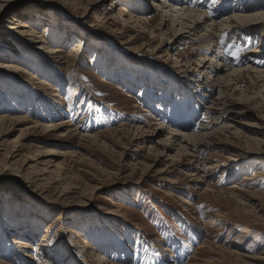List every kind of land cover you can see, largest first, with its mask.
<instances>
[{"label": "rangeland", "instance_id": "rangeland-1", "mask_svg": "<svg viewBox=\"0 0 264 264\" xmlns=\"http://www.w3.org/2000/svg\"><path fill=\"white\" fill-rule=\"evenodd\" d=\"M205 1L209 8L220 6V0ZM152 3L11 0L0 6V33L8 35L13 17L20 16L50 47L61 46L65 54L78 44L81 48L75 59L70 55L71 64L54 71L57 57L49 48L39 50L42 43L34 36H11L14 46L2 44L0 36V115L25 118L5 123L0 133V143H10L0 144V259L6 263L22 264L5 255L7 239L14 236L30 240L32 264L45 257L46 264H75L89 250L96 260L85 264H264L262 77L241 76L232 88L221 80L210 90L213 83L199 66L204 52L194 35L167 50L159 34L169 22L163 25ZM139 5L148 6L147 12ZM122 6L148 20L137 24L135 17L125 23L130 11ZM225 32L214 49L230 60L255 45L264 50L261 30L258 37ZM172 36L166 32L168 40ZM237 49L242 50L233 55ZM258 54L257 65H264V54ZM75 79L81 92L73 97ZM38 80L48 84L43 88ZM31 86L47 98L46 106L49 101L43 113L50 121L73 126L55 132L36 126L37 119L48 121L30 97ZM58 91L60 103L46 95ZM219 96L223 103L236 102L220 123L206 111ZM149 120L157 124L145 131L130 129ZM186 121L192 124L189 132L208 126L203 144L182 153L178 145L168 149L166 138L178 128L175 124ZM224 125L230 128L217 130ZM96 133L101 135L87 137ZM14 146L18 151L11 156ZM53 146L61 154L49 155ZM4 163L11 167L4 169ZM46 234L50 252L38 248ZM100 254L106 255L102 262Z\"/></svg>", "mask_w": 264, "mask_h": 264}, {"label": "bare ground", "instance_id": "bare-ground-1", "mask_svg": "<svg viewBox=\"0 0 264 264\" xmlns=\"http://www.w3.org/2000/svg\"><path fill=\"white\" fill-rule=\"evenodd\" d=\"M10 1L11 0H3V2L0 4V6L3 7L5 5H7L8 2H10ZM145 1H147V0H145ZM219 4H220V6L211 7L212 8L211 9L208 7L205 0H197V1H192V0H153L151 8L153 7L155 9L161 11V15H162L161 20H162L163 25L166 24L167 22H169V27H168L167 31L163 32L161 30L160 34H159L160 36H162V39H163L162 44L165 46L167 45L168 46L167 50H169L173 46L174 43H180L186 37H190V36L194 35L193 36L194 40H196V44H198L197 45L198 50L204 52V54L201 55V59H200L201 63L199 64V66H201V68H202L201 72H204L203 74H206V73L208 74L207 80L211 84L213 83L212 85H210V88H209L213 92L217 89V87L219 85L218 84L219 81L221 82V80H222V82L227 83V85L231 86V88H232L233 87V80H237L239 83V79L241 76H246V77L249 76L252 78V80H254V78H256V77H262L261 80L263 81V86H264V65L262 62H258L260 65H257V58H256V57L262 55V54H258V53L264 54V50L260 49L261 45L259 47L257 45H255L254 48L247 50V51L245 50V52H243V55L240 58H235V60L228 59L227 55H225V53L220 51L218 48L214 49V44L218 43V45H219L220 38L223 36L225 31H228V32L233 33V34H237L240 38L241 33H243V34L246 33L249 35H255L257 33L256 37H258V31L261 30L262 31L261 36L264 37V0H243L239 4H237V3L231 4V0H220ZM122 7H123L122 10L125 13L130 11V9H127L126 6H122ZM147 8H148V6H146V5H144V6L139 5V7H137V9L139 11L144 12V13L147 12ZM135 17H137V20L134 19ZM13 19L16 20V22L12 23L10 20V22L12 24L11 25L9 24L7 27L6 33L8 35H5L4 33H0V36L4 37V40H1L2 44L6 45V46H10V45L14 46L15 44L9 38L11 36L16 35V34L21 36V38H23V39H25L26 36L27 37L28 36L29 37L34 36L33 39H37V42L42 43V44H39V48H40L39 50H43L44 48L45 49L49 48L48 52L51 53V57H53V58L57 57V58H55L57 63L52 65L54 71L61 69L62 68L61 65L65 64V63H70L71 62L70 55L72 57L75 54L74 55V59H75V57H77V54L81 50L80 45L78 44V45L72 47L71 53L65 54L63 47H61V46L50 47L49 45H47L46 39L42 35H40L38 30L34 27V25H32V23L30 21H27L20 16L13 17ZM131 19H134L133 22L134 23L137 22V24L140 23V21L142 19L148 20V18H145L143 14H138V16H136V15H134V12L130 11L129 18H124L123 20L125 23L128 24V23H131ZM153 20L155 21L156 17L153 18ZM249 24H254V25L258 24V26L254 27V28H249V27H247V25H249ZM168 31L173 32V34H174V36L169 37L170 40H168V37H166V32H168ZM151 32H152V34H156L155 31L153 30V28H152ZM212 43H213V45H212ZM250 51H252L253 54L249 53ZM189 59L186 60L184 62V64H181L179 66H181V67L186 66V64H188V62L190 61ZM0 64H2V63H0ZM6 65L13 68L15 71L19 70V71L26 72V70L23 69L22 67H20L19 65L16 66L15 64H12V63L6 64ZM194 74H195V71L193 70V74H191V75H194ZM252 74H254V75H252ZM186 75L188 76V74H186ZM188 77L194 80V78H192L193 76L189 75ZM213 77H215V79L212 80ZM9 79H11V81H12L13 78L9 77ZM32 79H34V78H32ZM198 80L199 79L197 78L196 81H198ZM73 83H75V85L73 87L74 89L72 91V96L76 97L81 92V88H80L81 81H79L78 79H75L73 81ZM238 83H237V85H238ZM39 84H41V86L43 88H45L44 85H47L48 83L45 80H41V81H39ZM31 87L33 89H30V90L28 89V91L30 93V97H32L35 101H38L40 103L39 109L42 111H41V113H39V115L41 117L44 116L46 118L45 120L48 121V122L41 123L37 119L35 121L36 126L38 125L41 127L43 125L47 129L46 132L49 130L55 132V130H58L60 127H62L64 125L70 126V127L73 126V124L70 122L68 123V121H61V122L50 121L49 118H51V117L47 118V116H45V114L43 113V107L45 106L44 109H46L47 106L49 105V101H48V105L46 106L45 99H47V98L43 97V96H39V94H37L38 88L36 89V88H34V86H31ZM59 88L55 87V88H53V90L54 91L59 90ZM60 91H61V89H60ZM219 92H220V95L222 96L223 95L222 88H220ZM46 95L49 98H50V96H54L55 102L60 103L58 98H56V97L61 96L59 91L54 93V94H52V93L47 94L46 93ZM221 96L217 97L216 100H213V102L211 104L206 105V111H207L208 115H210L212 117L215 116L216 119H218L219 123L221 121L226 120L225 114L229 111V106L231 105V103H229L230 101H226L224 103L222 101H220V99L223 100V98H224ZM57 103L56 104L54 103L56 105V108L59 107ZM235 103H232V104L235 105ZM54 104H52V105H54ZM233 105H231V106H233ZM48 108H50V107H48ZM59 114H62V113H59ZM189 115L191 117L192 113ZM23 119H25V118L22 116L14 117V116L10 115L9 113H2L0 115V133L3 132L2 131V125H4L5 123H7L9 121L20 122ZM212 119H215V118H212ZM162 123L163 122L158 123L159 124L158 128L163 127ZM153 124H157V123H153L152 120H149L147 122V124H145L144 126H142V125H138V126L134 125L133 126L132 125L133 127L131 126L130 129L132 128V130H136V131H143V130L145 131V128L148 130L149 128L153 127L154 126ZM160 125H162V127ZM175 125L178 128L176 130L172 129V132L170 133L171 136H168L166 138L167 139L166 145L168 146V149H171V150L174 149L176 147V145H178L179 153L190 151V148L191 149L196 148L197 145L201 146V144H203L202 141L204 140V138L208 134L206 131L208 129L207 125L201 124L199 129H197L196 131L194 130L192 132H189V129L192 128V124H190V121H186L185 123L183 122L182 124L180 123L179 125L178 124H175ZM124 127L122 125L121 128H124ZM229 128H230L229 125H226V126L224 125L223 127H218L217 130H225V129H229ZM118 129L119 128H113L112 132L114 130H118ZM73 130L74 129H71L69 132H71ZM99 134L100 133H96L93 135H87V137L98 138L101 135V134L100 135ZM3 135H4V133H3ZM0 144L4 145L2 143H0ZM5 145L8 146V145H10V143H5ZM8 150H7V152H8ZM14 151H18V148L15 149V146H14V150L11 151L12 152L11 156L13 155ZM49 151H50L48 153L49 155L61 154V151L59 148H57V146H53ZM9 153H10V151H9ZM189 154H192V156L198 157V155L196 153L194 155H193V153H189ZM242 155L244 156V154H242ZM10 167H11L10 164L4 163V169L10 168ZM56 221L58 222L59 218ZM13 237L14 236L7 239L8 252L5 253V255H7L9 258H12V260L22 262V264L34 263L36 260L34 258L35 256H33V254H30V253L28 254V252H27L28 249L30 248V245H31L30 240L22 239L20 237H14V238ZM47 242H50V238L46 234L42 238V241L39 240L38 244L41 245V247H38V248L41 250L47 249L46 251L50 252V250H48V248L51 247V244H48ZM11 245L13 246L12 249H10ZM92 252L93 251H90V250L86 251V252L82 251L83 258H81V261L79 263L77 262L75 264H85V262H87V260H91V259L96 260L95 259L96 254L92 253ZM49 255H47V256H49ZM105 256L106 255L100 254L99 261L101 260L100 262H102L103 259H106ZM46 258L47 257L43 258V262L41 264L47 263ZM52 259H55V258L53 257ZM69 259H71V257ZM0 264H8V263H6V261H3L0 259ZM110 264H115V263L110 262Z\"/></svg>", "mask_w": 264, "mask_h": 264}, {"label": "snow or ice", "instance_id": "snow-or-ice-1", "mask_svg": "<svg viewBox=\"0 0 264 264\" xmlns=\"http://www.w3.org/2000/svg\"><path fill=\"white\" fill-rule=\"evenodd\" d=\"M242 49H237V51L236 52H234L233 53V55H238L239 54V52L241 51Z\"/></svg>", "mask_w": 264, "mask_h": 264}]
</instances>
